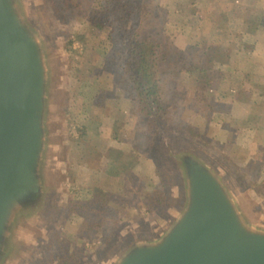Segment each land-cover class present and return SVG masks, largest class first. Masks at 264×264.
<instances>
[{
  "label": "rangeland",
  "instance_id": "obj_1",
  "mask_svg": "<svg viewBox=\"0 0 264 264\" xmlns=\"http://www.w3.org/2000/svg\"><path fill=\"white\" fill-rule=\"evenodd\" d=\"M21 3L25 16L29 15L30 23L41 33L50 74L47 127L52 135L44 178L49 181L50 186L47 187L53 190V198L52 206L44 217L30 211L15 222L12 239L16 245L11 264H112L129 239L157 237L181 211L174 168L173 178L169 175L171 161L168 162L167 148L155 154V161L149 160V151L143 152L136 160L122 148L123 141L119 143L111 139L115 131L128 136L134 120L130 117L113 125V116L119 109L116 108L119 97L127 96L125 92L130 87V79L120 61L118 48L106 38L107 31L101 23V2L95 1L85 18L72 13L76 0H22ZM261 5H264L262 0H153L148 21L152 28L169 35L174 47L179 44L176 34H182L189 40L201 27L202 17L209 21L206 29L210 32L216 29L213 22L220 25L218 28L225 39L223 48L218 51L230 52L231 55L227 61L229 66L223 67L228 72L212 76L210 91L211 86L216 88L219 85L215 89L217 93L221 90L227 93L232 87L241 86L253 92L247 96V118L234 122L229 120L232 143L225 145L217 135L227 127L224 125L227 119L222 115L231 114L233 105L225 106L219 100L209 112L187 110L182 114L184 122L196 128L209 127V133L203 137L209 135L215 140H211L209 145L198 143L189 138L187 130H183L176 134V142L184 147L175 149L173 153L186 149L210 159L230 181L231 194L242 208L244 219L253 229L264 232V161L261 160L264 152V31L259 36V43L249 40L245 44L242 48L246 52L244 57L234 42L236 39L232 38L240 29L250 33L259 29V20H251L247 15L258 13L263 17ZM230 6L234 11L232 14L228 13ZM234 16L242 17L246 21L243 25L247 24V27L236 19L229 22L228 18ZM203 23L205 29V20ZM90 36L93 41L89 47L93 51L86 45V38ZM205 48V45L201 46L202 51ZM234 66L239 72L230 71ZM197 76V73L187 75L190 86H194ZM111 84H115V90L107 89ZM119 85L124 88L117 89ZM210 93L215 94L214 91ZM83 127L85 136L78 132L79 129L83 131ZM168 143L172 144L171 141ZM91 144L100 149L99 161L95 157H84V150ZM113 162L118 163L114 170L122 176L143 172L150 174L156 183L164 182L165 203L151 212L144 208L147 214L143 217L137 209H132L124 221L106 225V229L115 226L111 235L104 231L97 238L71 237L74 225L96 214L92 202L107 208L114 205L115 195L102 190L106 181L115 177L110 173ZM146 185L140 180L130 187L142 193ZM55 235L60 236V243Z\"/></svg>",
  "mask_w": 264,
  "mask_h": 264
},
{
  "label": "water",
  "instance_id": "obj_2",
  "mask_svg": "<svg viewBox=\"0 0 264 264\" xmlns=\"http://www.w3.org/2000/svg\"><path fill=\"white\" fill-rule=\"evenodd\" d=\"M21 2L0 0V264L13 262L15 222L30 211L44 217L53 198L44 178L50 74ZM171 165L181 211L157 237L129 239L112 264H264V232L244 219L223 172L186 149Z\"/></svg>",
  "mask_w": 264,
  "mask_h": 264
},
{
  "label": "trees",
  "instance_id": "obj_3",
  "mask_svg": "<svg viewBox=\"0 0 264 264\" xmlns=\"http://www.w3.org/2000/svg\"><path fill=\"white\" fill-rule=\"evenodd\" d=\"M95 1L98 0H76L72 13L76 17L85 18ZM99 1L102 5L101 23L107 31L106 38L118 48L121 54L120 61L127 70L130 79V87L125 92L127 96L123 94L119 97L118 107H116L119 109L113 116V125L130 117L134 120L131 133L128 136L115 131L111 139L119 143L123 141L122 148L136 160L141 158L143 152L149 151L151 156L149 160L155 161L157 153L163 152L167 148L169 163L172 160L173 151L184 147L176 142L178 132L187 130L189 138L198 143L211 144L210 141L215 140L213 137H209V135L207 138L203 137L209 133V127L196 128L193 124L185 123L182 118L183 112L187 110L209 112L212 105L222 99L210 93L215 64L213 59L204 61L196 55L197 44L191 39L195 32L189 38L187 47L178 48L176 46V48L169 35L164 31L155 30L149 24L150 7L153 0ZM228 13L232 14L234 11L231 9ZM247 18L258 19L259 21H257L260 23L263 21V17L258 13L248 14ZM86 41L88 49L93 51L92 47H89L90 41H93L92 36L86 38ZM191 73L198 74L194 86H190L187 81V75ZM252 93L242 86L232 87L230 92L225 93L231 97L234 106L231 114L222 115L225 120L227 119L224 124L227 127L217 135L219 137L217 139L225 145L232 143L228 129L231 128L230 121L247 118L249 105L246 101L247 96ZM221 94L224 95L223 92ZM78 132L83 136L86 134L84 127L83 131L79 129ZM170 141L172 144L168 143ZM99 150L96 144H91L84 150V157H95L99 161ZM262 154L261 160L264 161V152ZM116 165L118 166V163L113 162L110 172L115 177L108 179L106 185L102 187V190H109L115 195L114 205L107 208L92 202L96 214H93L94 217L82 220L77 226L74 225L72 233L70 232L71 237L97 238L104 231L111 235V232L116 228L113 226L107 228L109 229L107 231L106 225L124 221L129 214L127 212L132 209H137L143 217L147 211L151 212L156 206L165 203L167 196L164 182L156 183L152 181L150 174L146 175L143 172L129 175V177L122 176L114 170ZM168 167L169 175H172V165H168ZM158 174H161L160 169H158ZM140 180L147 183L146 188L143 186L142 193H138L136 189L130 187L131 184H138ZM144 208L147 211H143ZM59 238L60 236L55 235L57 242H59Z\"/></svg>",
  "mask_w": 264,
  "mask_h": 264
},
{
  "label": "crops",
  "instance_id": "obj_4",
  "mask_svg": "<svg viewBox=\"0 0 264 264\" xmlns=\"http://www.w3.org/2000/svg\"><path fill=\"white\" fill-rule=\"evenodd\" d=\"M264 1V0H262ZM232 6L229 7V9H231ZM262 7V5H261ZM215 8V7H214ZM222 9L225 11L224 7H222ZM262 12L264 14V5L262 7ZM203 16V15H202ZM202 21L199 23V26H201L197 31H195L196 35L193 34V36H195L193 38V41L196 42L197 44V56L202 58L204 61H207L208 59L211 60L213 59V63L218 65V66H221L220 68L219 67H215L214 68V73L213 75H215L216 73H226L228 71H226L224 68H227L229 66V64L227 63V61L229 60V57L231 55V53H226V51H224L223 53L219 52L218 50L220 48H223V43L224 42V37H223V34L220 32L221 30H219L218 26H220L218 23L214 25L216 26V29H214L212 32H210L211 30L210 29H206V26L208 24V22L206 21V19H204V17H202ZM227 19V17H226ZM229 22H231V19H232V22H233V19H236V21H242V25L246 22L242 17L240 18H237L236 16H234L233 18L229 17ZM205 20V29H204V23L203 21ZM213 24V23H212ZM259 29H257L256 31L254 32H248V31H244V30H241L240 29V32L236 34H233L232 38L234 40V38L236 39L234 42L238 44V48H239V53L241 54L242 57H244V53H246L245 51L242 50L243 47H245V44H247V42L249 40L253 41V42H258L259 43V40H260V35L261 33H263L264 29H262V27H264V16H263V21L259 24ZM244 27H247V24L246 25H243ZM201 30L203 31L201 33ZM200 31V32H198ZM243 32V33H242ZM177 37H178V40H176L179 44H177L176 46L178 48H185L188 46V39L186 40V37L183 36L182 34H179L177 33L176 34ZM198 35V36H197ZM192 36V37H193ZM223 39H222V38ZM214 42H217L219 45L215 44ZM202 45H205L206 48L204 51L201 50V46ZM259 45V44H257ZM257 49H258V46H257ZM258 52V51H257ZM256 52V53H257ZM255 53V55H256ZM227 55V56H226ZM214 65V66H216ZM224 67V68H223ZM238 68H236L235 66L230 68V71H234L236 72ZM237 72H239L237 70ZM240 72H243V70H241ZM115 84H111L110 87H107V89H111L113 88V90H115ZM124 88V87H123ZM121 85H119V87H117V89H123ZM219 88V85L216 87V88H213V86H211V91H214L215 95L218 97L220 96V98H222L221 100V104H225L226 105H232L233 104V101L231 100V97L229 99L228 95H225V93L221 90L220 92L217 93V91H215V89ZM220 90V89H219ZM223 92L224 95H222L221 93ZM225 97V98H223ZM228 97V98H227ZM224 101V102H223ZM219 102V101H218ZM218 102L214 103V105H218ZM219 103V104H220ZM227 106V107H228Z\"/></svg>",
  "mask_w": 264,
  "mask_h": 264
}]
</instances>
